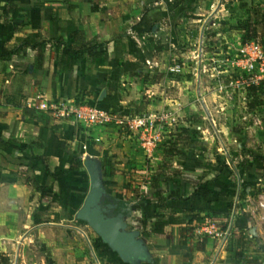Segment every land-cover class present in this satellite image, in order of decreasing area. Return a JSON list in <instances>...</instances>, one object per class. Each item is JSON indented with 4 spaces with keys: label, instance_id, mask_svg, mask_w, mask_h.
<instances>
[{
    "label": "crops",
    "instance_id": "obj_1",
    "mask_svg": "<svg viewBox=\"0 0 264 264\" xmlns=\"http://www.w3.org/2000/svg\"><path fill=\"white\" fill-rule=\"evenodd\" d=\"M8 1L20 10L15 18L1 17L3 7ZM94 1L0 0V47L12 49L25 39L30 44L44 41L40 58H37L35 51L27 49L23 56H17L6 63L0 62V71L6 66L4 74H0V260L8 259L9 264H18L20 257L23 264L33 263L30 259L36 258L35 253L29 251L27 253L19 246L32 242L35 237V234L31 233L32 228H39L38 237L42 241L41 245L48 249L50 246L48 243L51 242H47L50 236L44 235L48 233L46 225L61 227L55 220L26 221L24 210H27L25 205L28 204L29 190L41 186L51 192L55 190L58 182H72L78 176L77 172L80 173L81 168L56 179L47 177L45 166L53 172L67 168L69 152L82 160L85 157H92L100 161L108 156H114L116 183H119V177L123 178L128 174L127 171L151 174L148 166L152 169L155 165L156 169L159 163L169 158L166 155L169 147L173 151L171 163L175 171L183 169L190 174L202 176L207 172L206 159L192 152L191 141L181 137V141L173 140L172 144L169 142L168 139L175 133L174 130L167 128H172L173 125L164 127L155 123L147 125L146 128H130L127 122L133 115L128 113H131L132 106H135L140 110L150 109L151 112V109H165L172 115L175 114L173 111L179 104L176 98L182 91L179 90L177 94L173 87L177 85L180 89V86H183L181 83L190 82V79L186 74L177 77L169 71L178 68L175 67L176 62L182 65L184 71L186 70L189 62L185 54L191 49V45L195 44L192 41H196V38L202 52L200 67L206 68L212 61L217 72L222 73V69L217 68L223 64L221 58L223 50L234 51L238 43L234 38L227 39L225 31L228 33V29L223 25L220 28L218 25L222 19L227 18L222 17L226 12L217 8L218 10L211 16L202 19L198 32L194 33L191 29V18L187 15L177 13L176 18L174 13H167L168 22H165V13L154 11L152 18L154 28L149 29L140 14L133 17V14L126 11L105 10L104 7L95 5ZM252 3L263 6L264 0H252ZM212 19L215 27L207 30V21ZM128 27H131L138 37L137 41L127 35ZM75 29L82 30L87 39L97 37L105 41L103 55L94 62L85 57L71 72L59 73L58 53L52 45L53 40L60 36L66 39ZM146 65H149L152 71H165L167 74L155 78L152 80L151 88L144 89L143 86L148 80L139 77L135 71L139 68L147 69ZM207 76L205 73L204 78ZM143 92L147 93L150 99L141 103ZM39 94L47 99L86 101L91 105L113 111L118 119L106 126L83 128L74 121L55 119L41 111L38 108L39 100L36 98ZM214 94L221 97L222 92H213L212 95ZM200 97L206 100L208 95L202 92ZM178 106L181 115L190 109L181 104ZM207 108L211 115L213 111L217 115L218 123H214L213 126L221 144L225 145L224 139L228 136L229 142L233 141L237 146H255L251 144L253 140L250 138L247 140L244 138V142L241 137L237 139L235 135L230 134L231 125L227 123L229 118L225 120L227 113H222L224 106L221 107V112L209 105ZM181 122L184 120L181 119ZM248 129L251 130L253 127H245L242 131ZM254 129L250 135L257 137V144L261 146L260 150L264 151V122L262 127ZM171 132L174 134H170ZM207 136H204L205 141H208ZM32 140L34 143H31ZM82 145H86L85 150ZM35 156L45 157L46 160L44 162ZM147 159L150 160L148 166L145 165ZM32 174L35 175V189L26 178ZM220 175L223 179V174ZM176 176L172 177L174 182L177 181ZM210 177L206 175L201 181H207ZM247 177L258 176L252 172ZM261 179L264 181V177ZM179 185L181 190H158L159 195L157 190L116 191L122 196L117 199L124 203L122 206L126 212V215H123L124 220L127 216H132L135 206L139 207L137 212L144 211L148 216H152L161 196L172 193L173 196L182 197L180 200H167L160 209L168 221V230L172 232L170 241L151 233L142 234L138 228L139 214L133 219L132 227L129 226L130 222L125 220L129 229L139 231V237L143 239L150 253V264H256L257 259H264V246L259 245L260 240L254 237L243 240L247 244L243 245L246 254L240 256V253L236 252L238 242L233 234L237 226L243 227L246 219L238 215L239 224L237 222L236 226L234 225L236 216H233L229 226L235 190H213L210 181L207 186L212 191L211 195L206 198L190 197L193 191L191 183L182 180ZM71 189L78 190V187L73 186ZM104 192L110 194L105 187ZM129 192L132 194L135 192L139 196L128 204L123 201V195L127 198ZM245 193L247 194L248 190ZM245 193L242 195L245 196ZM189 216L192 221L187 224ZM218 219H222L225 221L223 225L230 227L231 236L225 249L219 252L213 261L215 241L201 231L208 222L219 223ZM261 227L264 231V226ZM248 232H251V229ZM59 240L61 239L55 237L51 240L53 249L50 251L57 254V258H53L56 264H135L121 260L101 239L99 249L96 252L92 251V260L88 258L91 257L88 256L91 253L86 254L84 250L71 249L66 255L58 254V248L62 247ZM260 264H264V260Z\"/></svg>",
    "mask_w": 264,
    "mask_h": 264
},
{
    "label": "rangeland",
    "instance_id": "obj_2",
    "mask_svg": "<svg viewBox=\"0 0 264 264\" xmlns=\"http://www.w3.org/2000/svg\"><path fill=\"white\" fill-rule=\"evenodd\" d=\"M94 2L95 5L104 7L105 10L115 9L117 12L119 10L126 11L128 14H133V17H135V14H140L144 21L153 20V12L157 10L165 13V22H168L167 13H174L175 17L177 13L182 14V16L187 15L191 18V29L194 33L198 32L202 19L211 16L218 10L217 8L226 12L222 17H227L228 20L227 18L222 19L218 25H220V28H222L223 25L225 29H228V33L225 31V35L228 37L227 39L234 38L238 43L234 51L223 50L221 54L223 64L220 68H217L222 69V73L219 74L217 72L215 63L212 61H210L211 63L206 67L208 72H206L207 69L205 67H200L202 52L198 46V38H196V41H192L195 42V44L191 45V49L185 54V58L189 62V66H186V70L184 71L182 65L176 62L175 67H178V69L175 68V70L169 71L177 77L181 74L188 75L190 82H182L181 84H183V86H180V89L177 85L173 88L177 94L179 90L182 91L176 100L182 106H188L191 113H189L188 110L187 113L181 115L179 104H176V109L173 111L175 112L174 115L167 112L165 109H151V112L169 115L167 120H158L156 123L164 127L173 125L172 128H167L169 130H174L175 133H170L174 134L173 137L168 139L171 144L173 140L177 142V140H182L181 137H185L186 140L192 143V152L206 159L205 168L207 172L205 174L211 176L207 182L211 181L213 190H235L234 202L232 203V205L236 203L237 213H235V215L238 214L246 219L245 223H243V227H237L233 234L238 242L236 252L238 254L240 253V256L246 254L247 251L243 248L246 241L243 242V240H248L253 237L260 240V242H258L259 245L264 246L262 227L259 225L256 227V218L248 211L254 206L256 194L264 191V181L261 179L264 177V165L261 168L262 171L255 172L258 176L257 178L247 177L249 173L244 174V172V176L241 175L242 166L247 163L245 160L248 158L249 153L264 154V151L260 150L261 146L257 144V137L250 135V133H253L252 130H255L254 128L257 129L258 126L262 127L264 122V35L257 39H245L244 33L240 28L241 22L247 16L246 12L248 8L253 5L252 0H95ZM259 7L264 8V5ZM213 21L214 19L207 21V30H211L215 27L212 24ZM148 27L150 28L149 25ZM126 30L127 35L131 38L130 32H133L131 27H128ZM176 54H180V52H176ZM146 66L147 69L139 68V70L135 71L139 77L148 80L143 86L144 89L151 88L152 80L155 78H161L167 74L165 71H152L149 65ZM205 73H207L208 76L204 78ZM219 91L222 92L221 97L215 94L212 95L213 92L219 93ZM202 92L207 93L208 98L206 100L200 97ZM146 94L147 93L143 94L140 101L141 103L144 100L150 99ZM206 102L207 105L217 108L219 112L222 110L221 107L224 106V111H222V113H227L225 115V120L229 118L227 123L231 125L232 130L230 134L235 135L237 139L241 137L243 141L250 138L253 140L251 144L255 146H237L233 141L231 143L229 142L227 135H225L227 138L224 139L225 145L221 144L215 134V127L213 126L214 123H218L217 115L215 111H213V115L210 114ZM151 112L150 109L140 110L132 106L131 113L128 114L133 115L132 118H138ZM181 119L184 120L183 123ZM127 126L129 127V125ZM248 126H252L253 129L242 131L243 128ZM127 130L129 131L130 128ZM205 135H208V141H205ZM209 140H212V142ZM172 153V148L169 147L166 154L169 158H166L165 161L158 165L168 164L166 166L169 167V173L173 171L177 172L175 178L177 181L174 182L170 179L167 182L160 183L159 190H181L179 183H182V180L188 183L191 179L203 180L204 177H206V175L190 174L183 169L175 171L171 163ZM100 161L102 162V160ZM149 161V159L146 160V166H148L147 163H149ZM149 165L153 166L154 164ZM155 167L154 165L151 169L148 166V170L152 172L151 174H147L148 179H146L147 175L145 173L127 171L128 174H125L123 178L119 177V183L106 186L105 190H108L115 198L122 197L116 192L117 190H158L152 188L149 183L154 172L158 168L155 169ZM116 168L118 169L119 167L117 166ZM246 169L248 170L247 167ZM79 172L80 173L77 172L78 176H76L72 182H58L54 187L55 190L51 191V198L41 197L43 188L41 186L38 187V189L35 187L34 184L36 180L34 174L26 177L27 180L30 181V185H32L34 189L36 188L35 190H29L28 204L25 205V207L27 206V210H24L26 221L30 220L34 222L35 220H39L45 222L55 220L61 224V227L58 228L49 224L46 225V231L48 233L44 235L50 236L48 237L50 240L47 239V242H51L48 243V245H50L48 249L41 245L42 241L38 237L39 228H32L31 233L35 234L36 238L34 237L31 243L19 244L27 253L28 251L35 253L36 258L30 259V261H33L32 264H56L53 258H57V254H52L50 251L53 249L51 240L54 237L61 239L59 241L62 247L58 248V254L60 253L62 255L70 253L72 249L84 250L86 254L90 252L91 254H88V256H91L93 255L92 251L96 252L99 246H101L102 242L100 237L85 221L76 216V212L89 190V177L86 169L82 167ZM221 173L223 174V179L220 175ZM73 186L78 187V190L71 189ZM246 190H248L247 194L245 193ZM242 193H245V196H243ZM138 196L139 194L136 195L135 192L133 194L129 192L127 198L123 195V201L129 204L135 201ZM238 198L240 199L239 202L237 201ZM138 208L139 207L135 206L133 214L130 210L132 216H127L125 218L126 221L130 222V227L134 226L132 224L134 221L133 219H136L137 215L141 213L136 211L139 210ZM218 221L221 226L225 224V221L222 219H218ZM250 229L251 232H248ZM46 231L43 232L45 233ZM67 248H69V250H67ZM88 258L91 259L92 256ZM262 260L264 259H257L256 264H260ZM0 262L2 264H9L8 259H1ZM18 264H23L22 257H20Z\"/></svg>",
    "mask_w": 264,
    "mask_h": 264
},
{
    "label": "trees",
    "instance_id": "obj_3",
    "mask_svg": "<svg viewBox=\"0 0 264 264\" xmlns=\"http://www.w3.org/2000/svg\"><path fill=\"white\" fill-rule=\"evenodd\" d=\"M248 10L246 12L247 16L240 24V28L244 33V38H261L264 35V8L255 6L253 4L248 8ZM19 11V8L15 7L13 3L8 1V4L4 5L3 7L1 17L15 18L18 15ZM144 22L150 26L149 29H152V27L154 26L152 20H147ZM43 43L44 41H37L34 44H30L28 40L25 39L12 49L0 47V62L6 63L8 61H12L17 56H23L26 54L27 49L35 51V55L37 56V58H40L42 56L41 47ZM52 45H54V48L58 53V72L65 73L71 72L74 67L79 64L85 57H87L90 62H94L98 57H101L103 55V48L106 45V42L98 39L97 37L87 39L82 30L75 29L67 36L66 39L61 36L54 39ZM5 68L6 66H3L0 74H4ZM31 143H34V140H32ZM35 157L43 160L44 162L46 160V158L42 156ZM113 157L114 156L112 155L108 156L101 162L102 180L104 187L116 183L114 178L116 171L114 168ZM245 161L247 163L243 164L244 167L242 166L243 169L241 170V175H243V172L244 174H250L252 172L262 171L261 168L264 165V154L259 155L256 153H249L248 158H246ZM67 164V168L54 172L51 171L47 166H45L47 177L49 179H56L58 177L64 176L70 171L79 170L83 167V160L75 157L72 152H69ZM166 165H160L157 168L156 172L153 174L149 182L152 188L159 190L160 183L167 182L172 179L173 176L175 177L177 175V172L174 171L172 173H169V167H167ZM246 167L248 168V170L246 169ZM189 182L191 183V186L193 188L190 197L197 196L206 198L211 195L212 191L207 186V181L202 182L199 179H191L189 180ZM158 190L156 192L159 195L160 192ZM51 196L52 193L50 191L45 190V188L42 189L41 197L51 198ZM169 199L174 201L180 200L182 199V197L173 196L172 193L166 194L165 196H161V198L159 199L157 209L152 216H148L144 211L141 212L137 221H139L138 228L140 229L142 234L151 233L153 236L161 237L169 241L172 240V232L168 230V221L164 213L160 211V209L164 207L165 202ZM102 203L111 204V206L113 207L112 213H115L117 211V208L122 207L124 204L123 202L106 192L102 194ZM124 215H126V212H124ZM235 216L236 221L234 220V225L237 226V222L239 220L238 214ZM191 221L192 218H190L189 216L187 218V224H190ZM225 227V225L222 226V228ZM183 230H186V228H183ZM140 264H150V262H141Z\"/></svg>",
    "mask_w": 264,
    "mask_h": 264
},
{
    "label": "built area",
    "instance_id": "obj_4",
    "mask_svg": "<svg viewBox=\"0 0 264 264\" xmlns=\"http://www.w3.org/2000/svg\"><path fill=\"white\" fill-rule=\"evenodd\" d=\"M130 35L135 41L138 40L134 32H130ZM36 98L39 100L38 108L47 113L50 117L61 120H71L78 123L83 128L106 126L118 119L113 111L91 105L86 101L77 99H47L40 94L36 95ZM168 117V114L151 112L138 118H130L127 124L130 128H146L147 125L155 124L158 120H167ZM82 148L85 150L86 145H82ZM248 211L256 218L257 225L264 226V191L256 194L254 206ZM235 213H237L236 203L232 206V217L229 226L232 223V218ZM201 232L204 235L212 237L215 241L214 261L215 257L218 256L219 252L225 249L229 242L231 236L230 227L222 228L218 222L211 221L202 228ZM262 239L264 240V231Z\"/></svg>",
    "mask_w": 264,
    "mask_h": 264
},
{
    "label": "water",
    "instance_id": "obj_5",
    "mask_svg": "<svg viewBox=\"0 0 264 264\" xmlns=\"http://www.w3.org/2000/svg\"><path fill=\"white\" fill-rule=\"evenodd\" d=\"M83 166L89 176V190L82 206L77 210V218L85 221L110 249L115 251L124 262L139 264L150 261V253L139 237V231L129 229L120 211L114 217L100 214L99 206L89 209L91 197L96 202L105 193L102 180L101 162L96 158L85 157Z\"/></svg>",
    "mask_w": 264,
    "mask_h": 264
},
{
    "label": "flooded vegetation",
    "instance_id": "obj_6",
    "mask_svg": "<svg viewBox=\"0 0 264 264\" xmlns=\"http://www.w3.org/2000/svg\"><path fill=\"white\" fill-rule=\"evenodd\" d=\"M83 201H84V199H83ZM83 201H82L81 205L79 206V208L82 206ZM88 205H89V209H92L93 207L99 206L100 214H102L103 216H105L107 218L116 216L117 213H119L120 211L124 215V211H123L122 207L117 208V211L115 213H112L113 207L111 206V204L102 203V195L99 197V199L96 202H94L93 198L91 197V201Z\"/></svg>",
    "mask_w": 264,
    "mask_h": 264
}]
</instances>
